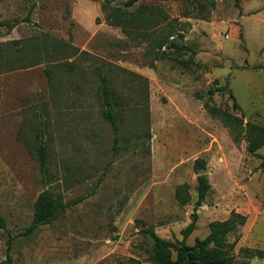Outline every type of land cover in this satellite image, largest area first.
Returning a JSON list of instances; mask_svg holds the SVG:
<instances>
[{"label":"rangeland","instance_id":"obj_1","mask_svg":"<svg viewBox=\"0 0 264 264\" xmlns=\"http://www.w3.org/2000/svg\"><path fill=\"white\" fill-rule=\"evenodd\" d=\"M127 1L0 0V262L12 236L11 264H152L153 241L141 230L183 240L204 160L211 189L186 244L234 210L247 217L229 236L240 238L236 260L264 264V147L251 155L244 133L205 108L264 127V0ZM150 10L130 34L107 21ZM53 39L80 52L60 55ZM100 73L121 103L118 143ZM219 86L227 90L210 98ZM184 184L186 205L176 197ZM44 191L82 201L23 236Z\"/></svg>","mask_w":264,"mask_h":264},{"label":"trees","instance_id":"obj_2","mask_svg":"<svg viewBox=\"0 0 264 264\" xmlns=\"http://www.w3.org/2000/svg\"><path fill=\"white\" fill-rule=\"evenodd\" d=\"M142 0H129L126 2V7H134ZM238 1V0H237ZM104 12L106 10L103 9ZM33 9H31L26 17V22H31V16ZM148 16L154 17L156 14L152 10L149 12L140 11L139 16L133 15L134 18H130L126 12H114L112 15H107V21L112 26H123L125 32L130 34L129 26H140L143 22L148 20ZM136 17V18H135ZM129 25V26H128ZM53 46L58 48L60 55L73 57L75 53L80 50L68 43H59V41L53 39ZM164 46V43L161 44ZM174 48H179L176 44H173ZM189 61L182 62L184 68L190 66ZM71 69L73 66L71 65ZM100 88H101V101L104 108V116L110 123L115 136V143H118L120 128L118 126V114L117 109L121 103L118 100L117 92L112 88V83L107 75L99 74ZM227 88L225 86L215 87L208 91V96L213 98L217 93H223ZM231 97H233L230 92ZM237 107V103H235ZM208 112L212 116L221 119L225 125L231 129H237L244 133L245 139L248 142L247 151L251 155H258L257 151L264 147V127L258 124L247 122L244 124L242 118L235 116L228 112H222L218 108H212L208 104H205ZM37 159L40 162L42 168L46 163V147L41 143L37 148ZM262 159L261 167H264V157ZM197 169H206V162L204 160L196 161ZM189 185L184 184L177 188L176 197L180 204L186 205L191 202V196L189 193ZM211 184L209 178L206 175L198 177L197 186V201L194 206V211L191 214V222L186 228L182 230L183 240L178 244L169 240H165L157 235L153 228H143L141 232L147 235L153 241L154 258L152 264H249L248 261H237L234 256V249L239 241V236L236 237L234 242L229 241L231 234L238 233L241 226H244L247 221V217L243 214L232 211L229 218L226 221H213L209 224L210 233L205 239L196 238L194 246H188L186 240L196 229V224L199 219L198 209L203 206L209 195ZM82 199L75 201H69L62 203L57 201L51 192L44 191L36 202V210L33 220L29 227L22 234L23 236H29L36 232L38 228L44 225L52 224L61 214H64L67 209H70L78 205ZM0 229L6 230L7 225L0 214ZM14 237L10 236L7 240L6 260L0 262V264L12 263V244ZM173 252L176 253V259L172 258ZM249 257H262L260 250H250ZM248 257V258H249ZM127 264H142L134 259H130Z\"/></svg>","mask_w":264,"mask_h":264},{"label":"water","instance_id":"obj_3","mask_svg":"<svg viewBox=\"0 0 264 264\" xmlns=\"http://www.w3.org/2000/svg\"><path fill=\"white\" fill-rule=\"evenodd\" d=\"M206 169H199L198 170V174H199V176H203V175H205L206 174Z\"/></svg>","mask_w":264,"mask_h":264}]
</instances>
